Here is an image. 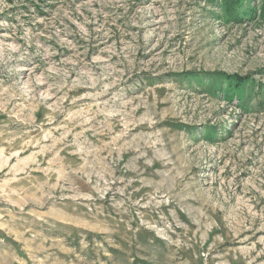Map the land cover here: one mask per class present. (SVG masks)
<instances>
[{
	"label": "rangeland",
	"instance_id": "1",
	"mask_svg": "<svg viewBox=\"0 0 264 264\" xmlns=\"http://www.w3.org/2000/svg\"><path fill=\"white\" fill-rule=\"evenodd\" d=\"M258 13L0 0V234L20 257L264 264Z\"/></svg>",
	"mask_w": 264,
	"mask_h": 264
},
{
	"label": "trees",
	"instance_id": "2",
	"mask_svg": "<svg viewBox=\"0 0 264 264\" xmlns=\"http://www.w3.org/2000/svg\"><path fill=\"white\" fill-rule=\"evenodd\" d=\"M221 8L224 10V15L227 16L228 19L235 21V22H240L244 19L253 18L254 16H256L257 12H259L258 13L259 15L264 16V0L261 1L259 10L252 7L251 5H245L244 0H221ZM214 76H217V75L211 74L212 78H214ZM221 78H222L221 81L226 84L228 89L231 88L232 82H233V84H235L234 90L237 91V94H240L241 92V89H238V88H240L246 83L245 78H242V77L221 75ZM216 84L214 83L209 88L217 87ZM242 94L239 95L238 97L239 100L243 98ZM263 104H264V101L260 102L259 106H262Z\"/></svg>",
	"mask_w": 264,
	"mask_h": 264
},
{
	"label": "crops",
	"instance_id": "3",
	"mask_svg": "<svg viewBox=\"0 0 264 264\" xmlns=\"http://www.w3.org/2000/svg\"><path fill=\"white\" fill-rule=\"evenodd\" d=\"M23 254H27L24 252ZM35 260L20 257L18 250L0 234V264H35Z\"/></svg>",
	"mask_w": 264,
	"mask_h": 264
}]
</instances>
